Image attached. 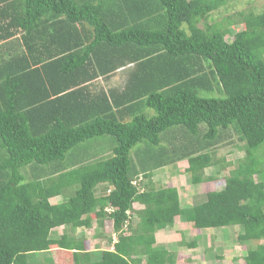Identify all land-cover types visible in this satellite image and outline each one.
<instances>
[{"label": "trees", "instance_id": "obj_1", "mask_svg": "<svg viewBox=\"0 0 264 264\" xmlns=\"http://www.w3.org/2000/svg\"><path fill=\"white\" fill-rule=\"evenodd\" d=\"M229 1L0 0V48L9 53L0 60V264H58L29 261L53 249L68 254L66 264H177L176 252L156 245L177 217L198 231L240 227L243 264H264V12H239L242 30L233 33L209 22ZM128 65L122 90H91ZM172 127L188 147L148 148ZM230 131L245 158L229 175H206L222 167L212 149ZM104 136L116 142L110 157L66 171L75 147ZM138 144L148 156L136 162ZM185 161L203 203L187 208L175 187L137 185L140 172L150 178ZM46 165L47 179L22 171ZM136 203L144 209L134 225ZM108 222L113 249L91 251L76 235L97 224L98 242Z\"/></svg>", "mask_w": 264, "mask_h": 264}, {"label": "rangeland", "instance_id": "obj_2", "mask_svg": "<svg viewBox=\"0 0 264 264\" xmlns=\"http://www.w3.org/2000/svg\"><path fill=\"white\" fill-rule=\"evenodd\" d=\"M242 11H253L255 13H263L264 12V0H230L228 4L220 9L217 12H214L210 19V23H217L223 25L225 28H229L233 33H236L239 30H242V25L239 24L238 22V13ZM233 21V22H231ZM231 22V23H230ZM232 35L227 37L228 41L232 40ZM202 97H214L213 94H207V93H202ZM148 116L152 117L155 115V112L153 110H148ZM179 129H182L181 127H172L169 128L168 130L164 131L160 135L161 143L160 146H152L148 147L149 149L153 150H159V148H167L170 155L173 154V151L175 150L176 153H180L182 150V147L186 146L188 147V142L186 139L188 136L185 133H182L179 131ZM200 131L201 133H205L206 131V125L202 124L200 126ZM103 141V142H102ZM219 141V142H218ZM218 145L213 148L212 150L214 151L215 154H213V157L217 161H221V166L214 167V168H209L206 170V175H210L211 173L213 174L215 170H220V173H217L219 176H226L229 175L230 171L237 168L238 164L240 161H242L245 158V143L240 141V138L238 135L230 131L228 132H223L221 134L220 139L218 140ZM101 142V144H97ZM195 142H200L203 144V140L199 137L197 141ZM93 144H97L95 146V152H105L107 156H109L110 153V148L116 144L115 140L110 137V136H104V137H99V138H94L91 140H88L84 142L83 144L78 145L75 147L72 151H80L82 153H87L90 156V150ZM146 145L145 144H138L131 152V156L133 160L137 162V157L139 156L142 160L146 159V156H148V152L146 151ZM148 150V149H147ZM173 150V151H172ZM208 149V151H212ZM110 153V154H109ZM151 153V150H150ZM107 156L103 157L104 159L108 158ZM153 157V156H151ZM175 157V156H174ZM148 159V158H147ZM149 160V161H148ZM148 162H153L151 159H148ZM151 160V161H150ZM50 165L46 166H39L41 168H47ZM188 166V162H183V163H177L171 166H167L158 170L154 171L155 176H152L154 184L158 186H168V185H175L178 188L180 187L181 189L184 188V195L182 196L183 198V204L187 206V208L194 207L196 205H193V203H197V199L192 197L195 193L194 191V185L191 183V177L190 174L184 171V169ZM26 176L30 177V171L27 170V168L22 170ZM223 181L220 183H214L212 187L216 188L222 186ZM224 184V183H223ZM216 185V187H215ZM100 190V189H98ZM73 192L71 190L67 191L66 196L71 195ZM53 201V204H58L61 200L62 197ZM193 202V203H191ZM191 204V205H188ZM198 205V204H197ZM184 206V207H185ZM112 224L108 222L106 224V230H104V240L102 242V245H100L98 242L93 241V237L96 236V233H99V229L96 227L95 229H92L91 231H86L83 232L78 229L77 232V237L78 238H86L89 240V247L93 250L98 249L102 250L103 248H108V238L113 237L111 235V226ZM176 228L182 230L180 233L181 235L185 238H187L189 243H194L190 246H179L181 251L180 255H177V258H179V261L183 264H193L199 263V259L205 257L206 260L211 261V264H243V256H245L246 251L244 248H241L239 244L237 243V235L240 231V227H225L222 228L224 232L222 231L220 235H218L216 238L213 236V241L211 242L212 245V250L211 252H207V240L202 241V237H198L197 239L191 238V232L189 231L188 227H186L184 224H179ZM65 228H61L58 230H55L53 232V237H61V235L64 233ZM220 232V231H219ZM194 232L192 231V234ZM95 236H94V235ZM216 234V233H215ZM184 238V239H185ZM100 240V241H101ZM204 240V239H203ZM217 240V241H216ZM172 248L173 249H178L177 245L174 246L175 240H172ZM179 242H177L178 244ZM106 245V246H105ZM210 245V244H209ZM238 246V247H236ZM163 247V246H162ZM203 250L205 252L203 253ZM68 254L65 253L64 251H61L59 249H53L51 252H46L43 254H36L33 256H29V261L30 262H36L37 260L39 261H44L45 258H55L58 264H66L67 256ZM216 257H221V260H218Z\"/></svg>", "mask_w": 264, "mask_h": 264}, {"label": "crops", "instance_id": "obj_3", "mask_svg": "<svg viewBox=\"0 0 264 264\" xmlns=\"http://www.w3.org/2000/svg\"><path fill=\"white\" fill-rule=\"evenodd\" d=\"M8 55H9V53L7 51H4V50H2V48H0V60H2V58H4V57L7 58ZM132 70H133V65H128L126 68H121V69H119V70H117V71H115L112 74H109L107 76H100L98 79H96L95 81L92 82V85H94V87L93 88L90 87V88L93 92L98 91L100 88H103L106 91L112 90V89L122 90L124 88L126 82H127V79L130 75V72ZM97 144L99 145V144H101V142H99ZM97 144L92 145V147H91L92 151L90 152V156L89 155L86 156V155H84V153H82L80 151H77V152L72 151L70 153V155L68 156V161L66 162V165H67L66 171H71L73 169H76L77 167H79L78 163H83L82 161H84L85 159H86V162L90 159H93V161L99 160V159H104L103 157L107 156V154H105V152H98V151L95 152V146H97ZM110 153H109L110 155L107 157H110L112 155V147L110 148ZM27 170L30 171V174H29L30 177H28V176H26V177L28 179H31V180L35 179L36 177H40L42 179H47L51 176L50 175L51 170L49 171L48 167L47 168H41V167L30 168V167H28ZM153 174H154V172H153ZM152 176H155V175H152ZM152 178L153 177L148 178L145 173L140 172V175L138 176L136 181H137V185L140 187L141 191H146L147 189H152V188L153 189H159V188L165 187V186H161V185L158 186V185L154 184V182H153L154 178L153 179ZM168 186L175 187L178 190L181 205L185 206L183 204V198H182L184 193H186L184 191V188L181 189L180 187L178 188L175 185H168ZM102 187L103 186H99V189H101ZM201 189H203V186H202V188L200 187V189H197V188L194 189L195 193L192 197L197 199V201H196L197 203L191 202V203H193V205L201 204L206 200V191H205V189H203V190H201ZM102 190H103V188H102ZM57 199H59V197L54 198L53 200H51V202L53 203L54 200H56L58 202ZM188 205H191V204H188ZM185 207H187V206H185ZM143 209H144V205H142L141 203L134 204L133 211H131V216H130L131 221L134 223V225H136V223L139 221L137 213L142 211ZM179 224H184L186 227H188V229L192 235L191 238L197 239L198 237L199 238L202 237L204 239V240L202 239V241L207 240V248H206V250H208L207 252H209V251L211 252V250H212L211 247L213 244L211 242L213 241V236H215V238H216L218 235H220V233L222 231L224 232V230H222L221 228L203 229V230L198 231V230L194 229L191 226V224H188V223L184 222L180 217H177L176 221H175V225L173 227L165 229L163 231H159L156 233V242H157L156 245L157 246H163L167 250H169L170 252H176L178 255H180L181 251H178V250H181V249L178 247L184 246L183 241L188 240V239L181 235L182 233H180V231H182V230L176 228ZM94 226H96V225H94ZM94 226L92 228H83V229H81V231L82 232H83V230H84V232H85V230L91 231L92 229H95L97 227V226L96 227H94ZM192 231L194 232L193 234H192ZM101 239H103V238H99V240H98V243L100 245H102V242L104 240V239L103 240H101ZM172 240H175L174 246L177 245V248H178L177 250L172 248L173 247L172 243H171V242H173ZM114 242H115V240H112V243H110L108 240L107 244L109 247L106 249H113ZM177 242H179V243L177 244ZM191 243H192V241H191ZM189 244L190 243L188 241L185 242L186 246H189ZM236 247H238V246H236ZM106 249L103 248L102 250H106ZM91 251H94V250L92 249ZM204 252H205V250H203V253ZM142 264H145V263H142ZM177 264H183V263H181V261H179V258H177ZM193 264H211V261L206 260L204 255H203V257L199 259V263L194 262Z\"/></svg>", "mask_w": 264, "mask_h": 264}]
</instances>
